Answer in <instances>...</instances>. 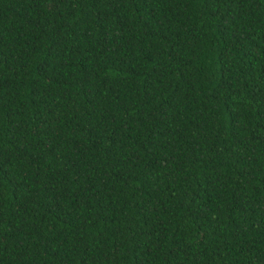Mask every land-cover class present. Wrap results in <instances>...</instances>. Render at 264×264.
Returning <instances> with one entry per match:
<instances>
[{"label": "trees", "instance_id": "16d2710c", "mask_svg": "<svg viewBox=\"0 0 264 264\" xmlns=\"http://www.w3.org/2000/svg\"><path fill=\"white\" fill-rule=\"evenodd\" d=\"M0 264H264V0H0Z\"/></svg>", "mask_w": 264, "mask_h": 264}]
</instances>
